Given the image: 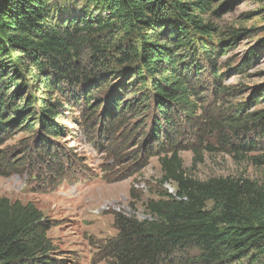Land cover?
<instances>
[{
    "label": "trees",
    "instance_id": "obj_1",
    "mask_svg": "<svg viewBox=\"0 0 264 264\" xmlns=\"http://www.w3.org/2000/svg\"><path fill=\"white\" fill-rule=\"evenodd\" d=\"M212 1L0 0V137L37 129L32 150L54 158L50 141L68 130L61 120L75 108L84 132L88 121L101 120L106 134L119 125L122 143L139 136L135 157L162 154L159 184H173L174 195L163 189L148 200L141 221L115 213L106 264H264V181H199L178 155L196 150L183 140L216 134L235 154L261 144L251 160L264 167V108L198 113L208 92L229 95L216 60L240 35L219 32L207 17L220 12ZM255 95L264 99V85ZM50 228L33 203L0 197V264H68Z\"/></svg>",
    "mask_w": 264,
    "mask_h": 264
},
{
    "label": "rangeland",
    "instance_id": "obj_2",
    "mask_svg": "<svg viewBox=\"0 0 264 264\" xmlns=\"http://www.w3.org/2000/svg\"><path fill=\"white\" fill-rule=\"evenodd\" d=\"M212 8H220L217 15L207 16L220 33L229 37L230 32L238 31L240 35L216 60L218 71L224 73L221 85L228 88L229 95H218V88L208 92L205 108L198 111L200 119L207 113L235 114L239 105H244V114L264 108V99L254 96V89L264 85V0H213ZM241 62H245L242 71H235ZM38 96L46 97L42 93ZM66 115L61 121L68 130L55 142L48 140L57 150L54 158H40L32 150L39 137L37 129L28 132L23 125L0 137V197L33 203L50 222L47 236L68 264H106L101 251L117 234L115 213L144 220L145 203L158 199V193L165 189L159 184L158 159L162 154L154 151L135 157L134 151L141 146L139 136L130 135L122 143L118 137L124 128L119 131V125L111 126L106 134L101 120L88 121L84 132L78 125L77 109L71 108ZM255 137L251 139L256 141ZM182 143L196 149L178 153L193 179L264 181V167L251 160L261 155V144L253 151L235 154L218 144L216 134L191 137ZM209 147L217 151H209ZM168 186L174 191L173 184Z\"/></svg>",
    "mask_w": 264,
    "mask_h": 264
},
{
    "label": "built area",
    "instance_id": "obj_3",
    "mask_svg": "<svg viewBox=\"0 0 264 264\" xmlns=\"http://www.w3.org/2000/svg\"><path fill=\"white\" fill-rule=\"evenodd\" d=\"M168 185H169V184H165V185H164L165 190H167V192H168L169 194L174 195V191H172V190L169 188ZM167 186H168V187H167Z\"/></svg>",
    "mask_w": 264,
    "mask_h": 264
}]
</instances>
